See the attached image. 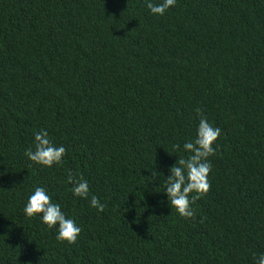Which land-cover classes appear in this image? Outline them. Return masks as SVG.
<instances>
[{
    "label": "trees",
    "instance_id": "16d2710c",
    "mask_svg": "<svg viewBox=\"0 0 264 264\" xmlns=\"http://www.w3.org/2000/svg\"><path fill=\"white\" fill-rule=\"evenodd\" d=\"M197 110L221 136L184 219L164 181ZM40 129L66 148L60 165L24 155ZM36 185L81 226L74 244L23 215ZM261 252L264 0H176L163 16L145 0H0V264H254Z\"/></svg>",
    "mask_w": 264,
    "mask_h": 264
},
{
    "label": "clouds",
    "instance_id": "9594fccd",
    "mask_svg": "<svg viewBox=\"0 0 264 264\" xmlns=\"http://www.w3.org/2000/svg\"><path fill=\"white\" fill-rule=\"evenodd\" d=\"M176 5V0H160L154 3L153 0H145V6L150 14L163 16L167 10ZM196 126L195 137L186 140L183 151L187 157L180 156L175 163L168 167V175L164 181L163 193L167 203L179 217L188 219L194 217L195 213L192 204L206 194L210 188L208 181L209 173L212 171L209 157L216 155L217 149L213 146L221 136L219 127L214 126L202 115H199ZM173 148L179 153L181 145L175 144ZM66 154L64 145L55 144L50 138L46 129H40L33 134L32 146L25 149L24 155L34 164L45 168H52L53 165H60ZM177 156V155H176ZM155 169L151 172V180L157 178ZM67 183L71 184L72 195L81 199H88L89 184L87 180H75L69 172ZM195 193V195H191ZM89 206L104 211V203L95 195H91ZM26 218H38L48 229H55V240L74 244L82 228L74 216L66 214L60 203L53 202L46 187L36 185L29 192L22 209ZM254 264H264V252L254 256Z\"/></svg>",
    "mask_w": 264,
    "mask_h": 264
}]
</instances>
